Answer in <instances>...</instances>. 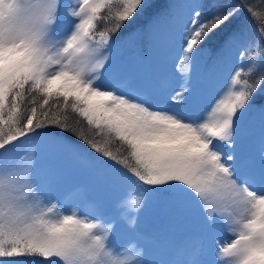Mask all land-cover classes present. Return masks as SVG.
<instances>
[{
    "label": "snow or ice",
    "instance_id": "obj_1",
    "mask_svg": "<svg viewBox=\"0 0 264 264\" xmlns=\"http://www.w3.org/2000/svg\"><path fill=\"white\" fill-rule=\"evenodd\" d=\"M0 264H264V0H0Z\"/></svg>",
    "mask_w": 264,
    "mask_h": 264
},
{
    "label": "rangeland",
    "instance_id": "obj_2",
    "mask_svg": "<svg viewBox=\"0 0 264 264\" xmlns=\"http://www.w3.org/2000/svg\"><path fill=\"white\" fill-rule=\"evenodd\" d=\"M68 2L69 0H65V3ZM169 70L174 74V78L172 79L171 84L172 86H176L179 83L178 74L176 73V70L171 67ZM219 88H220V81L217 80L214 85V88L207 93L206 98L211 99L213 93L217 92ZM68 182L82 185L87 190V194L90 197L106 202L110 208L114 209L115 207L114 202L118 197L119 193L104 188L102 185L95 182L89 174L70 171L68 175ZM151 214H152V207L149 204L148 207H146L145 210L141 213L140 221L141 220L147 221L148 218H150ZM169 228L172 230L163 231L161 229L162 234L168 240L162 241L159 238L155 240L152 239L150 242L149 239L146 238V235L143 234L144 242L150 246L160 248L161 250H163L164 248L171 247L183 241L191 231V226L186 224L184 225L176 224L174 225V228L172 226H169Z\"/></svg>",
    "mask_w": 264,
    "mask_h": 264
},
{
    "label": "trees",
    "instance_id": "obj_3",
    "mask_svg": "<svg viewBox=\"0 0 264 264\" xmlns=\"http://www.w3.org/2000/svg\"><path fill=\"white\" fill-rule=\"evenodd\" d=\"M139 26H143L145 21L143 19H140L138 22ZM114 55L119 56L120 58L132 62V58H134L137 53L133 47H130L124 51H120L117 53H113ZM152 207V214L150 215V218H148L147 221L141 220L139 221V230L141 233L145 234L147 238H161V239H167L165 236L162 234L161 229L163 231L166 230H172L169 228V225H167L161 217V214L159 212V209L153 205L150 204ZM180 225H184L186 223H179ZM188 225V224H186ZM174 228V225L172 226Z\"/></svg>",
    "mask_w": 264,
    "mask_h": 264
}]
</instances>
